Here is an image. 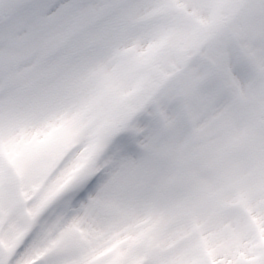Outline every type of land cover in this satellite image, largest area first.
<instances>
[{
  "label": "snow or ice",
  "instance_id": "snow-or-ice-1",
  "mask_svg": "<svg viewBox=\"0 0 264 264\" xmlns=\"http://www.w3.org/2000/svg\"><path fill=\"white\" fill-rule=\"evenodd\" d=\"M0 264H264V0H0Z\"/></svg>",
  "mask_w": 264,
  "mask_h": 264
},
{
  "label": "rangeland",
  "instance_id": "rangeland-1",
  "mask_svg": "<svg viewBox=\"0 0 264 264\" xmlns=\"http://www.w3.org/2000/svg\"><path fill=\"white\" fill-rule=\"evenodd\" d=\"M144 111H147V109H145ZM142 113H140V115H141ZM150 117H152V114L150 115ZM130 121L131 120H129V121H127V122H125L124 124H122V125H127V124H129L130 123ZM134 122H137V121H139V117H137L135 120H133ZM132 121V122H133ZM133 122V123H134ZM134 124H137V123H134ZM126 129H128L129 131H133V132H135L134 130H133V127H131V126H128ZM125 131H127V130H125ZM125 131H123L124 133H122V134H125L126 132ZM138 131V130H137ZM143 132L144 131V129L143 130H140V131H138L139 133L140 132ZM128 134V133H127ZM133 134H135V133H133ZM141 134V133H140ZM102 160H103V157H102V155H100V156H98L97 157V160H96V163H97V165H100L101 164V162H102ZM104 163H107V162H104ZM44 196H45V189L44 188H41V189H39V190H37V191H35L34 193H33V200H32V206H34L37 202H41L42 200H43V198H44ZM42 204V203H41ZM41 206V205H40ZM40 206H39V208H40ZM60 223V221H57L56 222V224H54L53 226H52V228L51 229H49L48 231H47V233L49 232V231H53L52 233H49V234H47V235H43V238H54L55 237V230H56V227H57V225Z\"/></svg>",
  "mask_w": 264,
  "mask_h": 264
}]
</instances>
